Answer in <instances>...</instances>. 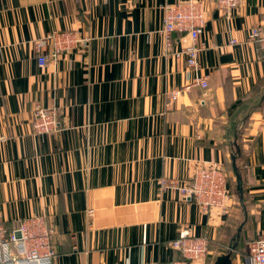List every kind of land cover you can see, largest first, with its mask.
Wrapping results in <instances>:
<instances>
[{
  "label": "crops",
  "instance_id": "0c3cea01",
  "mask_svg": "<svg viewBox=\"0 0 264 264\" xmlns=\"http://www.w3.org/2000/svg\"><path fill=\"white\" fill-rule=\"evenodd\" d=\"M188 1L0 0V224L45 216L52 264H169L183 230L208 240L196 264L228 254L248 264L264 233V54L247 39L264 29V0H242L230 17L192 0L206 12V90L189 86L195 73L161 33L162 7ZM56 32L86 43L57 58L48 46L40 68L34 45ZM188 42L173 34L176 51ZM36 105L56 109L57 132L33 134ZM207 162L228 176L226 213L160 191L161 178L188 179Z\"/></svg>",
  "mask_w": 264,
  "mask_h": 264
},
{
  "label": "built area",
  "instance_id": "2783aa9c",
  "mask_svg": "<svg viewBox=\"0 0 264 264\" xmlns=\"http://www.w3.org/2000/svg\"><path fill=\"white\" fill-rule=\"evenodd\" d=\"M215 7L226 17L238 9L242 0H212ZM165 51L176 58H183L186 63L185 73H195L189 86L208 88L207 76L201 74L199 58L206 49L200 37L206 25V12L202 3L188 1L177 4H166L162 7ZM179 33L188 37L189 42L180 50L174 49L173 34ZM249 42L256 43L264 54V29L257 23L250 31ZM86 40L67 32H56L38 40L34 47L38 54V65L44 68L49 55L45 53L52 47V58H57L65 50H75L85 45ZM233 39L230 44L234 45ZM76 44V45H74ZM176 100L177 93H171ZM32 132L36 136L52 135L59 130L60 121L55 108L36 105L32 113ZM1 142V138H0ZM160 191L176 190L185 201L194 202L204 214H212L217 209L226 213L230 199L228 176L221 165L213 162L200 163L191 172L188 179L175 180L161 178ZM55 231L49 226L45 216H32L20 222L10 232L0 224V252L7 254L5 263L9 264H52L55 257L53 238ZM171 247L179 251L181 258L169 264H196L206 259L209 243L205 238L191 235L183 230L180 236L171 242ZM2 262V261H1ZM248 264H264V233L250 244Z\"/></svg>",
  "mask_w": 264,
  "mask_h": 264
},
{
  "label": "water",
  "instance_id": "95a60500",
  "mask_svg": "<svg viewBox=\"0 0 264 264\" xmlns=\"http://www.w3.org/2000/svg\"><path fill=\"white\" fill-rule=\"evenodd\" d=\"M238 190L242 191V182L240 180V177L238 176ZM231 254L222 256L218 259L216 264H231Z\"/></svg>",
  "mask_w": 264,
  "mask_h": 264
},
{
  "label": "rangeland",
  "instance_id": "374dc122",
  "mask_svg": "<svg viewBox=\"0 0 264 264\" xmlns=\"http://www.w3.org/2000/svg\"><path fill=\"white\" fill-rule=\"evenodd\" d=\"M171 94V93H170ZM59 118V117H58Z\"/></svg>",
  "mask_w": 264,
  "mask_h": 264
},
{
  "label": "trees",
  "instance_id": "16d2710c",
  "mask_svg": "<svg viewBox=\"0 0 264 264\" xmlns=\"http://www.w3.org/2000/svg\"><path fill=\"white\" fill-rule=\"evenodd\" d=\"M235 106V105H234Z\"/></svg>",
  "mask_w": 264,
  "mask_h": 264
}]
</instances>
